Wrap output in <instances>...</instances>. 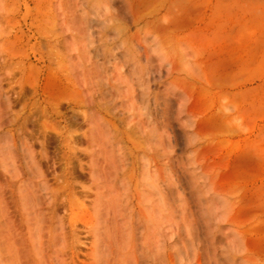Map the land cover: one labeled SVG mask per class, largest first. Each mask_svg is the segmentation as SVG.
I'll return each mask as SVG.
<instances>
[{"label":"rangeland","instance_id":"374dc122","mask_svg":"<svg viewBox=\"0 0 264 264\" xmlns=\"http://www.w3.org/2000/svg\"><path fill=\"white\" fill-rule=\"evenodd\" d=\"M52 261L264 264V0H0V264Z\"/></svg>","mask_w":264,"mask_h":264},{"label":"bare ground","instance_id":"6f19581e","mask_svg":"<svg viewBox=\"0 0 264 264\" xmlns=\"http://www.w3.org/2000/svg\"><path fill=\"white\" fill-rule=\"evenodd\" d=\"M20 204H21V203H20ZM26 208H27V207H26ZM27 209H28V208H27ZM24 210L26 211V209H24ZM127 218H128V217H127ZM24 219H25V218H24ZM25 220H27V218H26ZM28 220H30V219H28ZM37 220H38V219H37ZM29 224H30V223H28V226H30ZM30 237H31V236H30ZM30 240L34 241L33 239H30ZM34 244H35V243H34ZM34 244H33V245H34ZM57 244H58V242H57ZM57 244H56V246H57ZM52 245H54V244H52ZM35 247H36V246H35ZM53 247H54V249H55V246H53ZM33 249L37 251L36 248L33 247ZM40 249H41V248H40ZM54 251H55V250H54ZM56 251H57V248H56ZM58 251H59V250H58ZM58 251L56 252V254L58 253ZM53 253H54V252H53ZM53 253H52V254H53ZM132 253H133V252H132ZM35 254H36V253H35ZM42 254H43V253H42ZM37 255H38V254H36V257L39 256V255H38V256H37ZM133 255H134V253H133ZM133 255H132V256H133ZM53 256H54V255H53ZM53 256H51V257H53ZM56 256H59V255H56ZM51 257H50V258H51ZM14 258H15V257H14ZM58 258L60 259V257H57V259H58ZM59 259H58V260H59ZM52 260H53V259H52ZM54 260H55V259H54ZM54 260H53V261H54ZM58 260H56V261H58ZM135 260H136V259H135ZM135 260H134V261H135ZM53 261H52V264L56 263V262H53ZM59 261H61V260H59ZM136 263H137V262H136ZM136 263H135V264H136ZM39 264H40V263H39ZM60 264H61V262H60ZM62 264H63V262H62ZM132 264H133V263H132Z\"/></svg>","mask_w":264,"mask_h":264}]
</instances>
